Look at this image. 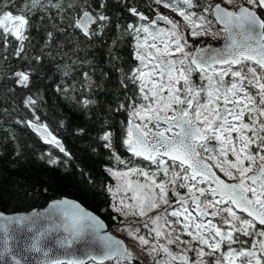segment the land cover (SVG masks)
Here are the masks:
<instances>
[{"label": "snow or ice", "instance_id": "snow-or-ice-1", "mask_svg": "<svg viewBox=\"0 0 264 264\" xmlns=\"http://www.w3.org/2000/svg\"><path fill=\"white\" fill-rule=\"evenodd\" d=\"M233 2L224 0L229 5ZM164 7L179 13L194 38L210 35L216 39L223 33V46L193 45L194 51H185L188 41L177 22L163 15L148 21L133 0H73L67 4L63 0H0V59L20 62V69L11 75L14 87L8 91L14 92L15 86L30 90L35 71L32 62L40 64L43 58L29 55L36 47L31 35L37 27L33 17L42 27L51 25L41 53L45 48L61 47L56 33L70 38L76 54L84 50L81 45L103 42L114 28L117 36L109 45V54L111 60L118 61L120 57L112 55L113 51L125 35L131 37L138 64L128 72L116 69L120 87L128 89L131 84L135 89L132 95L125 92V99L115 107L128 117L119 142L133 156L155 165V170L108 168L117 184L108 186L107 192L113 200L122 193L113 209L148 217L144 226L149 234L154 233L156 243L143 235L137 239L148 246L153 264H264V0H244L233 10L216 4L213 14L223 26L220 31H212L213 22L204 15L186 10L196 7L194 0H172ZM130 19L132 22H121ZM157 20L171 28H154ZM48 58L56 59L51 53ZM195 74H199V83L193 80ZM82 75L90 88L91 77L87 72ZM81 103L88 107L95 101L84 99ZM22 104L34 119L14 123L70 156L48 125L39 122L37 99L27 95ZM78 134L87 136L88 131L81 128ZM9 139L14 145L13 163L25 159L18 137L10 134ZM116 139L109 129L97 136L102 147L110 150V158L127 167L131 161L116 154ZM39 159L49 165L60 163L51 153ZM131 176L144 180H132ZM181 190H185L183 194ZM126 197L133 203L126 202ZM51 207L60 210L59 223L46 217L51 222L43 225L40 213L0 216V264H25L26 253L40 254L35 264H104L113 259L121 264L130 255L121 241L99 235L102 221L79 204L64 200ZM154 211L156 214L149 216ZM12 224H27L33 236L21 244L12 234L14 230L10 231ZM53 233L51 245L41 243ZM85 234L101 244L96 254L85 250L86 259L73 249ZM184 234L189 239H182ZM58 249L62 254H57Z\"/></svg>", "mask_w": 264, "mask_h": 264}, {"label": "trees", "instance_id": "trees-1", "mask_svg": "<svg viewBox=\"0 0 264 264\" xmlns=\"http://www.w3.org/2000/svg\"><path fill=\"white\" fill-rule=\"evenodd\" d=\"M63 2L67 4L73 0ZM133 3L148 17V21L154 20L155 10L149 0H133ZM194 3L196 7L192 8V12L197 15L202 12L207 14L219 30L211 10L205 11V8H210L208 0H194ZM243 3L244 0H234L231 5L235 7ZM33 20L36 21L37 27L32 29L31 35L36 47L29 51V55H42L43 58L40 64L32 62L35 71L32 74L33 84L30 90L15 86L14 92L8 91L14 87L11 75L20 69V62L13 58L0 59V212L15 213L41 209L55 199L71 197L99 214L110 229L116 228L121 222V217L113 209L115 200L107 192L108 186H115V179L107 169L121 171L139 167L145 171L155 170V166L149 161L133 156L119 142L128 117L123 111H115V107L125 99V92L132 95L135 89L131 84L128 89L120 87V73L116 69L123 68L128 72L138 64L133 58L135 41L125 35L112 53L120 57L115 61L111 60L109 54V45L117 36L114 28L104 37L103 42L95 40L89 46L81 45L84 50L77 51L76 54H73L70 38L56 33L57 43L61 47L45 48L41 53L46 32L51 30V25L42 27L37 17H33ZM148 21L138 22L147 24ZM64 52H67L68 56H64ZM48 53L56 59L50 61ZM84 72L91 77L90 88L89 82L82 75ZM198 75L193 76L197 83ZM65 89L67 91H64ZM27 95H33L37 99L36 115L40 117L39 122L47 124L51 132L62 140L70 156H65L53 145L45 144L31 129L14 123L17 119H34L31 110L24 108L22 104ZM84 99L93 100L95 103L84 107L81 103ZM81 128L88 131L87 136L78 134ZM104 129L114 132L117 137L114 141L115 152L121 159L131 161L127 167L111 159L110 150L103 148L102 142L97 140V136ZM10 134L18 137L19 143L24 146L26 158L16 163H13L14 145L9 139ZM212 143L214 145V142ZM49 153L58 158L60 163L49 165L45 160L39 159L41 155L47 157ZM184 191L181 190V193ZM170 200L173 203L175 201L171 194ZM147 220L148 217L139 219L136 216L129 223L131 232L127 231L126 235L130 236L132 231L136 233L134 239L132 238L134 245H138L135 241H139L135 238L140 235L150 242L153 240V233L149 234V229L144 226ZM185 238H188L187 235H182V239ZM172 247L177 250L175 246Z\"/></svg>", "mask_w": 264, "mask_h": 264}, {"label": "water", "instance_id": "water-1", "mask_svg": "<svg viewBox=\"0 0 264 264\" xmlns=\"http://www.w3.org/2000/svg\"><path fill=\"white\" fill-rule=\"evenodd\" d=\"M218 3L221 4L222 7L226 8L228 10H233V8L226 7L225 5H223L220 2H217V3L213 4V6L211 8V12H212V16H213L214 20H215V16L213 14V10H214V6L216 4H218ZM157 17L158 16H156V19H157ZM157 21L159 23H161V24H165L168 28H171V25L167 24L164 20H157ZM215 22H216V24L219 27H221V28L223 27L216 20H215ZM224 42L225 41L222 39L220 44H217V45L216 44H208V45H204V46H209L210 45L212 47H222ZM48 130L51 131L49 128H48ZM57 139L63 144L61 139H59V138H57ZM49 145H51V144H49ZM53 146H55V145H53ZM63 146H64V144H63ZM140 158H142V157H140ZM214 171H216V170L214 169ZM217 174L220 175L218 172H217ZM64 200L79 204L82 209H84L85 211L90 212L92 215L96 216L103 223V228H101L99 230V235H101V236H110V237L113 238L114 241L115 240L121 241L122 242V247L127 248L128 252L130 253L126 241L123 238L113 234L111 232L107 222L99 214H97L93 210H91L88 207H86L85 205H83L77 199H74V198H71V197H62V198L55 199V200L51 201L50 203H48V205H46L45 207H43L41 209L35 208V209L29 210V211L15 212V213L0 212V216H12V217H15V216H31L34 213H40L41 214V218L40 219H41V223L43 225L46 226L51 221H55L56 223H59L60 220L62 219V216L60 214V210L56 209V208H53L51 206L56 201H64ZM174 206H176V205L174 204ZM46 217H50L51 221L49 219H46ZM206 219H210V217H208ZM2 222L3 221H0V223H2ZM12 230H14L12 232V234L16 237V239L21 244H24L26 241L30 240V238L34 234V232H28L27 231V224H25V225L12 224V225H10V231H12ZM55 236H56V234L53 233L49 237L45 238V240H42L41 243L42 244H46V245H51L52 242L55 239ZM99 247H101L100 242L98 240H96L94 236L89 235V234H85V236L80 240L79 243L73 245V249H75L76 255L81 256V258H85V259H86V257L83 256V253H84L85 250L93 251V253L96 254V249H98ZM57 254H62V250L58 249L57 250ZM25 255L28 257V259L25 261V264H35V259L41 258L40 254H36V253H26ZM61 258H63L62 255H61ZM113 260H115V259H113ZM109 261H111V260H106L104 262V264L108 263ZM121 262L122 263H127V264H135V263L142 264L140 261H138V259L132 253H130V255L128 256V258L126 260H122ZM9 264H10V262H9Z\"/></svg>", "mask_w": 264, "mask_h": 264}, {"label": "rangeland", "instance_id": "rangeland-1", "mask_svg": "<svg viewBox=\"0 0 264 264\" xmlns=\"http://www.w3.org/2000/svg\"><path fill=\"white\" fill-rule=\"evenodd\" d=\"M149 1L155 10L154 19H156V16L163 15V16H166L169 19H171L172 21L177 22L179 24V31L184 35L185 39L188 41V46H186L185 51H189V52L194 51L193 45L204 46V45H208V44H216L217 45V44L221 43V41L223 39V33H221L220 38H216V39H213L212 36H210V35H204V36L195 37V38L192 37L190 27L184 22L183 18L179 15V13L172 11L171 7H169V8L164 7V3H170V2H172V0H162L161 3H156V0H149ZM217 2H220L223 5H225L226 7L233 8V9H235L238 6L237 5L234 7L232 5L226 4V3H224V0H208V4L210 5V10H211L213 4H215ZM186 10L192 12L193 9H186ZM211 14H212V12H211ZM200 15H204L205 17H207L208 20H210L209 17L207 16V14L202 12V13H200ZM154 28H156V29H170L165 24H160L158 21H157V24L154 25ZM221 29L222 28L220 27V29L217 30L215 28L214 24L212 23V31H220ZM175 55L178 56L179 53H176ZM198 78H199V75H198ZM137 122H139V121H137ZM214 144H215V142H214ZM215 170L219 173L218 169H215ZM123 171H127V170H123ZM219 174L222 176L221 173H219ZM130 179L140 180L141 182H143V180H144V178L142 176H131ZM116 184H117V180L115 179V185ZM119 195H122V193ZM119 195L117 196V199L115 200V204H118ZM127 195H128V197H130L132 195V193L129 192ZM125 199H126V202L133 203L132 201L128 200L127 197ZM173 205H174V203H173ZM155 214H156V212L154 211L152 213H149V216H154ZM119 216L121 217V222L117 225L116 228L110 229L111 232L113 234L123 238L126 241L128 248H129V251L138 259V261H140L142 264H153L152 258L148 255V246H142V245H140L139 242H136V241H135V243H137L138 245H134V242H133L134 238L133 237L136 235V233L134 231H132V233L129 234L130 236L126 235L127 231L131 232L129 223H131L133 221L134 217L137 216V218H139V219H141L143 217L139 216V215H132L130 213L128 215H124V214L119 213ZM153 236H154V233H153ZM135 239H137V238H135ZM185 239H189V237L185 238ZM161 242L163 243L164 241H161ZM151 243H156V241L153 239L151 241ZM174 251H176V250H174ZM105 264H116V262H115V260H111ZM121 264H127V263L121 262ZM135 264H138V263H135Z\"/></svg>", "mask_w": 264, "mask_h": 264}, {"label": "flooded vegetation", "instance_id": "flooded-vegetation-1", "mask_svg": "<svg viewBox=\"0 0 264 264\" xmlns=\"http://www.w3.org/2000/svg\"><path fill=\"white\" fill-rule=\"evenodd\" d=\"M131 253V252H130Z\"/></svg>", "mask_w": 264, "mask_h": 264}]
</instances>
